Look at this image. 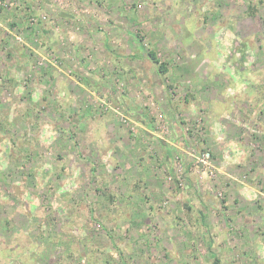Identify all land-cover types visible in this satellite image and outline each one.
<instances>
[{"label": "rangeland", "instance_id": "rangeland-1", "mask_svg": "<svg viewBox=\"0 0 264 264\" xmlns=\"http://www.w3.org/2000/svg\"><path fill=\"white\" fill-rule=\"evenodd\" d=\"M0 264H264V0H0Z\"/></svg>", "mask_w": 264, "mask_h": 264}, {"label": "trees", "instance_id": "trees-1", "mask_svg": "<svg viewBox=\"0 0 264 264\" xmlns=\"http://www.w3.org/2000/svg\"><path fill=\"white\" fill-rule=\"evenodd\" d=\"M145 58L148 59L154 66L157 67V72L160 76H164L167 73V68L165 64L161 63L156 53L149 50L145 53Z\"/></svg>", "mask_w": 264, "mask_h": 264}, {"label": "crops", "instance_id": "crops-1", "mask_svg": "<svg viewBox=\"0 0 264 264\" xmlns=\"http://www.w3.org/2000/svg\"><path fill=\"white\" fill-rule=\"evenodd\" d=\"M90 87H91V89H93V90H96V89H98L99 90V88L101 89V84H100V86L98 87L97 86V82H95L94 84L92 83L91 85H90ZM86 114H87V112H85ZM154 140H156V138L154 137L153 138V140L152 141H154ZM168 140H170V139H168ZM168 140H166V142L170 145V143L168 142ZM137 141H142V138H137L136 140H135V142H137ZM170 142H172L173 144H175L174 143V141H170ZM160 152L162 153V155L164 156V158H165V160L167 159V157H169V154H171V151H170V146H168V145H166V144H164V142H160ZM223 157H225L224 155H223ZM126 190V192H128V190L129 189H125ZM200 216H201V220H202V215L200 214Z\"/></svg>", "mask_w": 264, "mask_h": 264}, {"label": "built area", "instance_id": "built-area-1", "mask_svg": "<svg viewBox=\"0 0 264 264\" xmlns=\"http://www.w3.org/2000/svg\"><path fill=\"white\" fill-rule=\"evenodd\" d=\"M40 19L44 20L45 17L42 16ZM209 158H210L209 153H205L204 155H202V159L199 160L200 164H202L203 166H211L209 162Z\"/></svg>", "mask_w": 264, "mask_h": 264}]
</instances>
